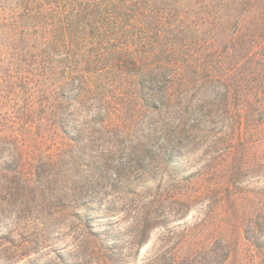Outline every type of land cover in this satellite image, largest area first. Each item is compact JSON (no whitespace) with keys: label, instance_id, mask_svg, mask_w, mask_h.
Returning a JSON list of instances; mask_svg holds the SVG:
<instances>
[{"label":"rangeland","instance_id":"374dc122","mask_svg":"<svg viewBox=\"0 0 264 264\" xmlns=\"http://www.w3.org/2000/svg\"><path fill=\"white\" fill-rule=\"evenodd\" d=\"M136 2L146 11L156 43L175 53L189 48L210 66L213 77L193 93L219 96L226 89L228 103L224 107L219 102V112L211 118L206 111L198 113L196 137L184 139L177 156L145 174L131 169L132 131L163 127L170 111L164 108V79L154 86L152 99L120 94L117 85L115 92L105 93V102L94 101L90 111L70 105L66 115L71 123L64 130L32 122L23 129L25 122L13 116H21L26 100L9 93L6 80L0 79V136L14 130L43 135V141H27L31 150L52 147L63 155L65 175L56 182L55 175H46L49 190L40 182L32 190L49 193L70 181L74 186L63 210L57 200L28 201L29 184L22 175H0V233L17 231L15 243L35 239L12 254L11 264H173L183 258H197L201 264H259L253 241L259 245L255 221L264 213V0ZM73 91L69 88L68 95L73 97ZM152 105L163 112L152 111ZM104 107L107 114L100 113ZM87 121L92 124L84 133L94 156L89 159L87 151L78 149L80 166L69 171L66 154L74 139L85 136L73 129L79 131ZM10 149L0 140V159L13 153ZM17 158L15 154L6 161L14 165ZM91 166L104 167V174L87 175ZM152 195L177 201L151 208L147 235L135 236L136 205ZM40 209L56 212L47 225L39 223Z\"/></svg>","mask_w":264,"mask_h":264},{"label":"trees","instance_id":"16d2710c","mask_svg":"<svg viewBox=\"0 0 264 264\" xmlns=\"http://www.w3.org/2000/svg\"><path fill=\"white\" fill-rule=\"evenodd\" d=\"M145 15L146 11L136 0H0V67L4 69V78L0 79L6 80L9 93L26 100L20 106L21 116L13 118L25 122L23 129H29L32 122L37 127L64 130L71 123L66 115L70 105L77 110L90 111L94 101L105 102V93L115 92L112 89L117 85L121 86L120 94L133 98H141L142 94L152 99L154 86L164 79L163 90L167 97L164 108L170 110L169 116L160 131L153 127L132 131L129 159L134 161L132 170L148 174L165 159L177 156L183 140L191 141L196 137L200 122L196 115L202 111H206L207 118L217 115L219 102L224 107L228 103L227 91L219 96L193 93L213 77L210 66L199 62L189 48L175 53L156 43L155 37L149 34L150 22ZM69 88L74 90L73 97L68 95ZM145 89L149 90L146 95ZM163 110L152 105L154 112ZM107 111L104 107L94 114H107ZM207 121L204 123L210 122ZM91 124L87 121L81 124L79 131L73 130L85 135ZM0 140L13 152L0 159V175H22V180L29 184L28 201L47 204L57 200L66 210V199L74 194L73 181L64 182V187L49 193L44 189L38 194L32 190V184L37 182L49 190L50 179L46 175H55L53 182L58 175H65L60 161L63 155H58L52 147L32 151L27 141H43V135L35 138L33 134L14 130L0 136ZM86 140V135L84 139H74L70 152L64 153L70 158L69 171L80 166V161L76 160L78 149L89 151L85 153L89 159L94 156ZM15 154L18 155L16 164L9 165L6 158ZM104 172V167L87 169V175ZM164 201L176 202L177 199L152 195L147 203H137L133 218L138 228L135 236L147 235L153 219L151 208ZM55 213L40 209L39 223L47 225ZM255 222L259 224V245L256 241L253 244L259 264H264V213H259ZM14 235H18L15 230L0 233V264H11L13 253L35 242L28 238L15 243ZM245 237L252 240L248 231ZM199 263L197 258H183L173 264Z\"/></svg>","mask_w":264,"mask_h":264}]
</instances>
